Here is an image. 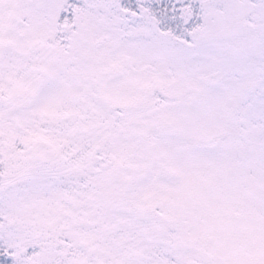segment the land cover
<instances>
[{"label": "snow or ice", "instance_id": "1", "mask_svg": "<svg viewBox=\"0 0 264 264\" xmlns=\"http://www.w3.org/2000/svg\"><path fill=\"white\" fill-rule=\"evenodd\" d=\"M0 264H264V0H0Z\"/></svg>", "mask_w": 264, "mask_h": 264}]
</instances>
